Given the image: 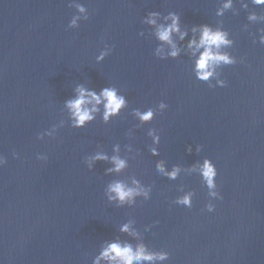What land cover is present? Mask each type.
I'll use <instances>...</instances> for the list:
<instances>
[{
	"label": "water",
	"instance_id": "obj_1",
	"mask_svg": "<svg viewBox=\"0 0 264 264\" xmlns=\"http://www.w3.org/2000/svg\"><path fill=\"white\" fill-rule=\"evenodd\" d=\"M223 2L0 0V264H92L117 240L169 253L140 264H264V6L233 0L217 15ZM69 3L85 5L88 19ZM148 11L161 14L157 24L171 22L168 12L180 16L187 31L172 34L176 56L143 22ZM250 11L257 21L246 19ZM73 15L79 27L67 28ZM201 23L227 31L232 43L222 51L235 59L208 81L197 79L199 50L188 47ZM106 45L112 51L97 60ZM77 84L114 87L126 105L107 122L99 105L92 121L72 128L64 101ZM149 107L153 118L141 122L134 110ZM45 129L54 138L37 140ZM96 153L109 159L90 160ZM112 156L125 167L107 171ZM205 157L217 168L221 200L199 174ZM158 162L166 172L177 167L176 177L160 173ZM113 181H136L148 195L110 201ZM186 192L191 208L175 202ZM126 223L129 231H120Z\"/></svg>",
	"mask_w": 264,
	"mask_h": 264
},
{
	"label": "clouds",
	"instance_id": "obj_2",
	"mask_svg": "<svg viewBox=\"0 0 264 264\" xmlns=\"http://www.w3.org/2000/svg\"><path fill=\"white\" fill-rule=\"evenodd\" d=\"M251 3L255 6H264V0H251ZM69 7H75L77 13L85 14L83 19L87 20L88 15L87 8L85 5L80 3H69ZM233 6V0H224L222 7L217 8L216 14L222 15L225 9H230ZM241 7L248 8L247 3L241 4ZM161 14L158 11H148L143 18V22L149 25L155 26V36L156 38L164 43H167L171 46V50L167 55L176 56L177 55V46L173 42L172 34L178 33L181 38L186 34V29L181 28L180 26V16L175 12H168L164 15V21H171L170 23H160L157 24V17ZM81 17L79 15H73L67 24V28H77V20ZM259 18L258 13L255 11H250L246 15L248 21H257ZM199 30L198 39L192 38L188 42V47L196 52L199 50V55L195 60V71L196 77L202 81H208L214 73V68L221 65H231L235 63V59L227 52L222 51V48L230 45L232 41L228 38V33L222 28H214L208 23H201L199 25H193L192 31L196 32ZM260 32L259 41L261 44H264V29H258ZM142 35V33H138ZM112 51L111 46L106 45V50H103L97 56V60L102 59ZM156 55L160 58L164 57V52L162 48H157ZM218 83L223 87L226 84V81H218ZM74 97L68 98L64 101V106L69 111L70 126L72 128H83L88 122L92 121L95 118V113L100 111L97 107L102 105V119L107 122L110 117L117 115L119 111L126 105V100L123 95L117 93V89L110 86L101 87L99 92L94 89L86 88L82 84H77L74 88ZM160 108L166 106L165 101L161 100L158 105ZM134 115L139 118L141 122L150 121L154 112L151 107L141 111L139 109L134 110ZM54 129L56 126L51 125ZM150 135L153 133L150 131ZM45 136L54 138L52 132L48 129L38 132L36 134V139H43ZM158 136L153 135V140H157ZM152 152H156V148L153 147ZM13 158H17V153L13 151ZM37 160L46 161L47 155L44 153H38L36 156ZM90 160H105L109 159L103 153H96L94 156L89 158ZM111 160L114 164V168L108 169L107 171H119L125 167V161L119 159L117 156H112ZM6 163L5 157L0 154V166H3ZM91 167V164H89ZM157 170L168 176L169 178H175L179 169L173 167L170 172H166L162 163L158 162L156 164ZM199 174L206 185L208 195L211 197H217L219 200L223 199L220 192H217V168L215 164L209 158L205 157L202 163L199 164ZM133 184L136 187H130L123 183L122 181H113L107 187V192L109 193L108 199L116 200L119 204H124L125 202L131 203L133 198L138 195H148V190L139 186L138 182L133 181ZM191 193H184L183 195L176 197V203L183 205L187 208L192 207ZM215 208V205L212 203H207L204 205V209L208 212H212ZM158 223V221H154ZM120 231L128 232L129 224L121 225ZM169 256V253L164 250L158 251H149L147 247L138 243L133 245L128 242L121 243L120 241L108 242L104 246L99 255L95 257L92 264H100L101 260L107 261L108 264H140L141 261H157V260H166Z\"/></svg>",
	"mask_w": 264,
	"mask_h": 264
}]
</instances>
